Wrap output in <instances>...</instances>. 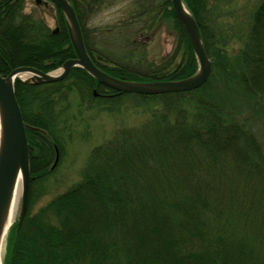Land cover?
Segmentation results:
<instances>
[{"label": "trees", "instance_id": "16d2710c", "mask_svg": "<svg viewBox=\"0 0 264 264\" xmlns=\"http://www.w3.org/2000/svg\"><path fill=\"white\" fill-rule=\"evenodd\" d=\"M107 2L71 0L86 50L102 71L133 82L177 81L195 73L190 41L170 0H135L129 11L146 27L172 24L176 43L165 58L135 59L143 49L134 42L126 44L125 65L94 50L83 22ZM183 3L212 62L211 76L199 89L118 94L77 68L49 85L16 82L23 121L40 131H26L32 177L28 209L22 224H14L7 235L3 264H264V149L247 121H240L220 96L221 88L236 86L264 102V0L251 14L233 57L216 34L208 0ZM23 8L24 0H0V75L19 67L49 73L75 58L57 7L55 34ZM129 26L124 22L113 30L133 34ZM128 97L147 110L146 121L121 128L94 147L80 181L33 212L35 187L53 172L55 147L59 159L64 155L62 139L70 125L68 105L62 104L77 98L79 112L83 104L114 111Z\"/></svg>", "mask_w": 264, "mask_h": 264}, {"label": "rangeland", "instance_id": "374dc122", "mask_svg": "<svg viewBox=\"0 0 264 264\" xmlns=\"http://www.w3.org/2000/svg\"><path fill=\"white\" fill-rule=\"evenodd\" d=\"M44 1L41 0L39 5L36 0H25L23 13L43 20L48 29L53 31L58 27L57 10L52 3L45 5ZM260 1L208 0L210 15L216 20V34L226 42L225 49L229 56L237 54L250 16ZM134 2L135 0H109V3L104 4L98 12L83 22L92 37L91 40L96 44L93 49L108 53L113 61L125 65L129 62L126 44L134 42L143 49V52H135V59L142 60L144 57L147 62L159 61L173 52L175 47L176 34L172 24L162 21L146 27L137 22L129 16ZM124 22L131 23L129 27L133 29V34L129 33V30H123L120 34L119 31L113 30ZM115 31V35L109 34ZM220 96L240 121H247L248 127L255 133L264 149V102L247 96L236 86L221 88ZM66 104L68 106L65 115L70 128L63 134L64 155L47 180L36 185L37 198L33 212L80 181L81 172L94 147L109 140L121 128L140 127L148 118L147 110L140 108V101L133 97L125 98L114 111H107V108L96 104L92 108L83 104L79 112L78 106L81 103L77 98H71L70 102L62 105ZM54 161L55 156L52 157L49 168Z\"/></svg>", "mask_w": 264, "mask_h": 264}, {"label": "water", "instance_id": "95a60500", "mask_svg": "<svg viewBox=\"0 0 264 264\" xmlns=\"http://www.w3.org/2000/svg\"><path fill=\"white\" fill-rule=\"evenodd\" d=\"M49 1L62 12L75 58L65 61L61 67L49 73H43L32 67H19L7 76L0 75V264H3V250L11 227L15 223L18 227L22 224L28 209L32 178L26 131H40L23 121L15 96L17 81L31 86L49 85L63 81L72 69L77 68L84 70L98 84L118 94L158 96L199 89L207 83L212 73V63L204 49L200 30L182 0H170V3L190 41L197 69L192 76L182 80L154 82L127 81L114 78L102 71L87 53L81 27L70 0ZM94 95L96 96L97 93L94 92ZM55 151L56 158L52 168L56 166L59 158L56 147ZM18 187L20 193L15 205V193ZM13 210H15V218L11 221Z\"/></svg>", "mask_w": 264, "mask_h": 264}, {"label": "bare ground", "instance_id": "6f19581e", "mask_svg": "<svg viewBox=\"0 0 264 264\" xmlns=\"http://www.w3.org/2000/svg\"><path fill=\"white\" fill-rule=\"evenodd\" d=\"M23 78H24V77H23ZM19 193H20V187L17 188L16 193H15V205H16V202H17V200H18V198H19ZM14 207H15V206H14ZM14 218H15V210H13V214H12V216H11V221H13Z\"/></svg>", "mask_w": 264, "mask_h": 264}, {"label": "flooded vegetation", "instance_id": "af4514ba", "mask_svg": "<svg viewBox=\"0 0 264 264\" xmlns=\"http://www.w3.org/2000/svg\"><path fill=\"white\" fill-rule=\"evenodd\" d=\"M37 1V3L40 5V3H41V0H36ZM24 2H25V0H24ZM47 3H50L48 0H45L44 1V4L45 5H47ZM25 4V3H24ZM23 11H24V8H23Z\"/></svg>", "mask_w": 264, "mask_h": 264}]
</instances>
